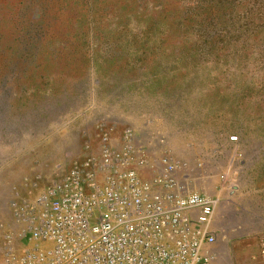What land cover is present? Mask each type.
<instances>
[{"label":"rangeland","instance_id":"rangeland-1","mask_svg":"<svg viewBox=\"0 0 264 264\" xmlns=\"http://www.w3.org/2000/svg\"><path fill=\"white\" fill-rule=\"evenodd\" d=\"M103 127L217 201L222 264H264V0H0V264L11 202Z\"/></svg>","mask_w":264,"mask_h":264},{"label":"built area","instance_id":"built-area-1","mask_svg":"<svg viewBox=\"0 0 264 264\" xmlns=\"http://www.w3.org/2000/svg\"><path fill=\"white\" fill-rule=\"evenodd\" d=\"M140 135L103 127L41 193L13 200L3 264H215L217 201L170 160L159 168Z\"/></svg>","mask_w":264,"mask_h":264},{"label":"crops","instance_id":"crops-1","mask_svg":"<svg viewBox=\"0 0 264 264\" xmlns=\"http://www.w3.org/2000/svg\"><path fill=\"white\" fill-rule=\"evenodd\" d=\"M211 229L216 235L217 231H216V217L215 216H214V219H213L212 224H211ZM212 251L215 254V256H217L215 264H222V262H224V259L223 258L221 259L220 255L219 256H218V254L216 255V243L213 245Z\"/></svg>","mask_w":264,"mask_h":264}]
</instances>
